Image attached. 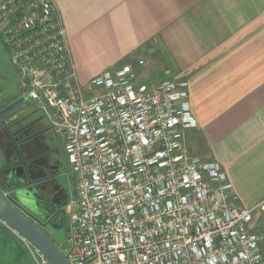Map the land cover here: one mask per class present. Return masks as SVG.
I'll return each instance as SVG.
<instances>
[{
    "label": "built area",
    "instance_id": "obj_1",
    "mask_svg": "<svg viewBox=\"0 0 264 264\" xmlns=\"http://www.w3.org/2000/svg\"><path fill=\"white\" fill-rule=\"evenodd\" d=\"M57 12L54 0H0V35L75 175L72 264H264V198L240 205L223 166L187 145L199 125L188 80L140 81L126 63L83 84Z\"/></svg>",
    "mask_w": 264,
    "mask_h": 264
},
{
    "label": "crops",
    "instance_id": "obj_2",
    "mask_svg": "<svg viewBox=\"0 0 264 264\" xmlns=\"http://www.w3.org/2000/svg\"><path fill=\"white\" fill-rule=\"evenodd\" d=\"M54 1L80 82L126 63L188 80L191 153L223 166L240 205L264 198V0Z\"/></svg>",
    "mask_w": 264,
    "mask_h": 264
},
{
    "label": "flooded vegetation",
    "instance_id": "obj_3",
    "mask_svg": "<svg viewBox=\"0 0 264 264\" xmlns=\"http://www.w3.org/2000/svg\"><path fill=\"white\" fill-rule=\"evenodd\" d=\"M0 48V188L19 211L46 227L66 230L70 163L63 137L31 102L20 78ZM23 99V101H22Z\"/></svg>",
    "mask_w": 264,
    "mask_h": 264
},
{
    "label": "water",
    "instance_id": "obj_4",
    "mask_svg": "<svg viewBox=\"0 0 264 264\" xmlns=\"http://www.w3.org/2000/svg\"><path fill=\"white\" fill-rule=\"evenodd\" d=\"M23 101V99H22ZM17 102L0 111V117L17 106ZM69 212V206H67ZM0 219L27 242L36 247L49 264H72L64 252L65 230L51 223L43 227L36 218L24 215L0 188Z\"/></svg>",
    "mask_w": 264,
    "mask_h": 264
},
{
    "label": "rangeland",
    "instance_id": "obj_5",
    "mask_svg": "<svg viewBox=\"0 0 264 264\" xmlns=\"http://www.w3.org/2000/svg\"><path fill=\"white\" fill-rule=\"evenodd\" d=\"M2 38L3 37L0 35L1 51L4 56L11 61L15 68L14 71H16L19 76L17 67L13 63L12 58H10V50L5 45ZM65 185L67 190H69V204L76 194L75 175L72 167L65 173ZM259 216L260 214H258L256 219H258ZM36 257L39 258V251L0 219V264H37Z\"/></svg>",
    "mask_w": 264,
    "mask_h": 264
}]
</instances>
